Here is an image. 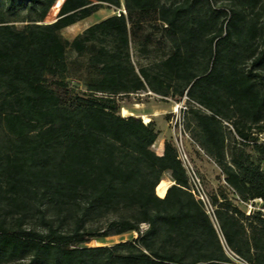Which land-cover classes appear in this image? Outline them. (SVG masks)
I'll return each instance as SVG.
<instances>
[{
    "label": "trees",
    "instance_id": "16d2710c",
    "mask_svg": "<svg viewBox=\"0 0 264 264\" xmlns=\"http://www.w3.org/2000/svg\"><path fill=\"white\" fill-rule=\"evenodd\" d=\"M55 1L0 0V264H264V0H123L70 40L121 2L64 0L44 22ZM133 36L160 59L134 64ZM144 90L198 105L184 129L219 169L213 218L173 138L159 155L155 122L120 115Z\"/></svg>",
    "mask_w": 264,
    "mask_h": 264
},
{
    "label": "rangeland",
    "instance_id": "374dc122",
    "mask_svg": "<svg viewBox=\"0 0 264 264\" xmlns=\"http://www.w3.org/2000/svg\"><path fill=\"white\" fill-rule=\"evenodd\" d=\"M107 8L111 9V7H107ZM55 12L56 10L53 11V15L55 14ZM109 12H110L109 10L105 9V10H102L101 12L92 14L90 17H88L87 19L77 24V26L64 29L62 32L63 36L66 39H69V40L72 39L73 34L77 33L81 28H85L86 26H90L94 24L95 22L100 21L101 20L100 16H104ZM115 13H116V10H114V14ZM44 22H46V19H44ZM16 24L18 26H21L24 23H16ZM146 29L148 31L150 30L149 27ZM158 37H159V32H155V38H158ZM155 38H152L153 40L148 45L149 49H153L155 47L156 45ZM134 47H135V39H133L132 37L131 46H130V48H132V51L130 49V55H131L132 60L135 61V63L136 61H140V64H148L151 61L160 59L161 55L154 53V51L150 50V54L146 55L140 52L137 46H136V52H134L133 51ZM70 55H71L70 56L71 59L75 58V54L72 53ZM83 59H84L83 57L79 58L80 61H83ZM70 73L72 75L80 77V75L83 74V69L81 67L72 68L70 69ZM69 78H73V80H75V83L78 82L77 83L79 85L78 89H80V91H84V86H82L81 81L79 82L75 77L69 76ZM117 100L120 106L121 116L126 117L128 115L134 114L136 117H140V119L143 122H145L146 119H148V122L154 121L156 127L160 130L159 135L157 137L158 139H161L163 136H165V134H167L166 136L167 138L170 136L174 138V131L169 121V118H170L169 112L171 111L172 107L174 106V103L177 100L154 94L148 90L130 94L129 96H118ZM124 110H126V113L123 112ZM158 139H156L154 144L151 146V148L155 152L157 151ZM184 145L189 155V158L191 160V163L196 169L206 191L210 192L212 190H216L219 186V183L216 180V175L219 172L218 167L213 163L211 159L206 157L199 150V148L193 143L191 138L190 139L184 138ZM246 149L248 150V148ZM250 155L253 159L255 158L254 152L250 151ZM262 168H264V164H262ZM163 178H167V175H165ZM165 183H167V181ZM165 183L163 184L164 188L166 187ZM159 193H161V187H159ZM261 203L262 202H253V208L251 209L250 213L259 210L261 208ZM248 204L249 203L247 202V203H244L242 206V208L246 210V214L248 212ZM133 237H135V234L128 232L122 235L108 237L100 241H92L89 245L90 246L111 245L119 241L132 239Z\"/></svg>",
    "mask_w": 264,
    "mask_h": 264
},
{
    "label": "built area",
    "instance_id": "2783aa9c",
    "mask_svg": "<svg viewBox=\"0 0 264 264\" xmlns=\"http://www.w3.org/2000/svg\"><path fill=\"white\" fill-rule=\"evenodd\" d=\"M115 14L118 16L120 14L125 15L126 11L124 7H122V8L116 9ZM188 102H190V104L193 107L198 106L193 101H190L188 97L184 94L178 101L174 103V106L169 112L170 114L169 121L174 131V138H173L174 146L176 148L177 158L181 162L182 166L184 167L187 177H188V191L193 195V197L196 200L200 201L203 204L206 212L209 215H212L213 207L210 203V199L208 197L207 191L204 185L202 184V181L196 169L191 163V160L189 158V155L184 145V138L189 139V135L184 129V113L188 110ZM224 124L230 127V125L227 122H224ZM253 202H262V200L254 199L252 201H249L247 214L251 212V209L253 208ZM262 211H264V209H262Z\"/></svg>",
    "mask_w": 264,
    "mask_h": 264
},
{
    "label": "crops",
    "instance_id": "0c3cea01",
    "mask_svg": "<svg viewBox=\"0 0 264 264\" xmlns=\"http://www.w3.org/2000/svg\"><path fill=\"white\" fill-rule=\"evenodd\" d=\"M63 1L64 0H56L55 2H54V4H53V6H52V8L49 10V12H48V15H47V18H46V20L48 21V22H50V21H53V20H55V18H56V15H57V12H58V9L60 8V6H61V4L63 3ZM120 2H121V7L120 8H122L123 7V0H120ZM107 7H111V9H108ZM113 8V9H112ZM105 9H107V10H109L110 12L109 13H107L106 15H104V16H100L101 17V20L102 19H104V18H106V17H108V16H111V15H113L114 14V10H116V9H119V8H115V7H113V6H110V5H108V6H105L104 8H101V9H99L97 12H101L102 10H105ZM54 10H56V12H55V14L53 15V11ZM97 12H95V13H97ZM94 13V14H95ZM90 17V16H89ZM88 18V17H87ZM87 18H84V19H82V20H80V21H78V22H76V23H74V24H72V25H70V26H67L66 28H69V27H75V26H77V24H79L80 22H82L83 20H85V19H87ZM96 23V22H95ZM88 26H86L85 28H87ZM65 28V29H66ZM85 28H81L77 33H75V34H73V37L75 36V35H77L78 33H80V32H82ZM133 39H135V47H134V49H133V51L134 52H136V46L138 47V45L139 44H141V38L140 37H138V36H133ZM130 46H131V39H130ZM131 49V51H132V48H130ZM133 61V60H132ZM133 63L134 64H136L137 63V65H140V61H136V63H135V61H133ZM133 114V113H132ZM134 115V114H133ZM135 116V115H134ZM158 129V128H157ZM158 131L160 132V130L158 129ZM159 135V134H158ZM167 136V134H165V136H163L161 139H158V145H157V151H156V153L157 154H162V152H163V146H164V141H165V139L167 138L166 137ZM165 175H167V178H162V181H161V184H160V187H161V194H163L164 192H165V190L168 188V186L167 187H163V184L167 181V182H169V185L170 184H172V181L170 180V177H169V175L168 174H165ZM164 175V176H165Z\"/></svg>",
    "mask_w": 264,
    "mask_h": 264
},
{
    "label": "bare ground",
    "instance_id": "6f19581e",
    "mask_svg": "<svg viewBox=\"0 0 264 264\" xmlns=\"http://www.w3.org/2000/svg\"><path fill=\"white\" fill-rule=\"evenodd\" d=\"M123 112L126 113V110H124ZM145 122H148V119H146ZM165 186H169V182L165 183Z\"/></svg>",
    "mask_w": 264,
    "mask_h": 264
}]
</instances>
